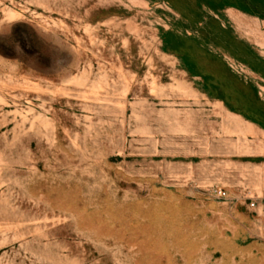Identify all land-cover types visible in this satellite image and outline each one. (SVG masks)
<instances>
[{
  "label": "rangeland",
  "instance_id": "1",
  "mask_svg": "<svg viewBox=\"0 0 264 264\" xmlns=\"http://www.w3.org/2000/svg\"><path fill=\"white\" fill-rule=\"evenodd\" d=\"M263 205L264 0H0V264H264Z\"/></svg>",
  "mask_w": 264,
  "mask_h": 264
},
{
  "label": "built area",
  "instance_id": "2",
  "mask_svg": "<svg viewBox=\"0 0 264 264\" xmlns=\"http://www.w3.org/2000/svg\"><path fill=\"white\" fill-rule=\"evenodd\" d=\"M218 194L220 195V196H222V197H226L228 194H227V191L226 190H223V189H220L219 191H218ZM251 206L252 207H256V201H251ZM262 211L264 212V205H263V207H262Z\"/></svg>",
  "mask_w": 264,
  "mask_h": 264
}]
</instances>
